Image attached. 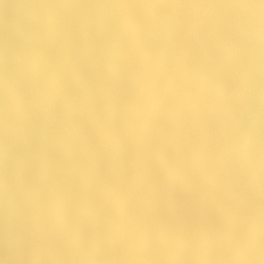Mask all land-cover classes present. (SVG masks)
I'll use <instances>...</instances> for the list:
<instances>
[{
    "label": "snow or ice",
    "instance_id": "obj_1",
    "mask_svg": "<svg viewBox=\"0 0 264 264\" xmlns=\"http://www.w3.org/2000/svg\"><path fill=\"white\" fill-rule=\"evenodd\" d=\"M77 30L68 37L72 50L69 74L86 94L78 114L85 130V150L71 169L40 138L22 145L34 170L64 179L85 206L80 224L83 239L99 235L105 224L109 188L127 193L137 211L136 226L145 239L137 253L147 255L206 254L226 245L236 227L259 206L264 223V163L259 181L250 169L233 162L231 144L251 137L257 126L264 144V3L260 8L259 90L256 48L251 30L241 34L239 9L248 5L175 0L148 5L88 3L75 6ZM145 9L126 16L119 9ZM249 26L254 17H247ZM137 31L157 79L167 78L172 98L166 107L141 104L142 75L129 59L123 37ZM28 34L23 11L6 12L0 39L9 64L19 57ZM202 86V94L186 93L185 84ZM123 117L119 130L102 122L97 108ZM184 238L166 253L162 234ZM95 248L116 259L28 261L19 264H211L209 261L119 259L130 254L128 229L104 232ZM14 254H19L13 247Z\"/></svg>",
    "mask_w": 264,
    "mask_h": 264
},
{
    "label": "clouds",
    "instance_id": "obj_2",
    "mask_svg": "<svg viewBox=\"0 0 264 264\" xmlns=\"http://www.w3.org/2000/svg\"><path fill=\"white\" fill-rule=\"evenodd\" d=\"M175 0H0V25L6 12L23 11L28 20V34L23 51L14 63L6 59L0 39V264L28 261H87L116 259L99 254L96 241L104 232L128 229L130 254L119 259L209 261L211 264H264V223L259 206L246 222H241L226 245L206 254L147 255L137 253L138 241L144 240L137 229V211L127 193L109 188L105 195V213L118 218L117 224H105L99 235L81 238L80 224L85 212L95 218L94 206L83 205L67 182L47 170L36 171L22 156V145L40 138L57 156L66 160L68 170L85 150V130L78 114L84 109L86 94L76 88L69 74L72 50L68 37L77 30L70 18L76 5L97 3L115 5H148ZM215 2V0H192ZM248 5L239 9L238 28L243 35L251 30L256 48L257 99L259 90L260 8L264 0H224ZM126 16L142 15L146 10L129 7L117 10ZM247 17H254L249 26ZM129 59L142 75L141 104L157 102L166 107L172 98L167 78L157 79L147 51L139 44L137 31L129 27L123 37ZM192 96L202 94V86L188 82L184 86ZM103 123L116 130L126 120L97 108ZM236 151L233 162L250 169L257 180L264 163V144L259 128L251 137L232 139ZM184 238L162 234L161 249L172 252L174 241ZM15 248L19 254L11 250Z\"/></svg>",
    "mask_w": 264,
    "mask_h": 264
}]
</instances>
